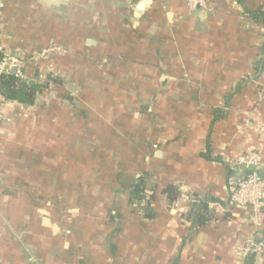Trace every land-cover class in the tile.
<instances>
[{"label": "crops", "instance_id": "crops-1", "mask_svg": "<svg viewBox=\"0 0 264 264\" xmlns=\"http://www.w3.org/2000/svg\"><path fill=\"white\" fill-rule=\"evenodd\" d=\"M2 2L0 44L43 90L33 105L0 97L13 119L0 126V264H264V208L253 228L225 187L242 154L258 152L264 173L253 130L264 125V0L193 12L184 0ZM52 46L62 50L38 56ZM24 125L40 169L65 174L45 205L8 194L17 175L3 152ZM142 175L152 201L136 208L128 190ZM167 185L182 195L172 207ZM184 197L204 203L205 225L181 216ZM251 238L262 253L241 261Z\"/></svg>", "mask_w": 264, "mask_h": 264}, {"label": "trees", "instance_id": "trees-1", "mask_svg": "<svg viewBox=\"0 0 264 264\" xmlns=\"http://www.w3.org/2000/svg\"><path fill=\"white\" fill-rule=\"evenodd\" d=\"M42 90L43 86L40 84L29 86L26 81L17 79L11 73L0 76V97L3 99L14 101L21 105H33L36 94ZM63 98L71 101V99L66 96H63ZM21 129L20 133L23 131L21 135L25 136L23 139L26 141L18 139L16 145H10L3 152V157L8 162L12 171L17 175V178L13 182V186L10 189L8 188V194L13 197L21 188V192L25 194L26 204H32L34 206H36L35 204L45 205L52 201V199H56L53 196L55 193L60 194L63 192V188L65 187V174H62L63 171L57 170L55 172L53 169L50 174L51 179H49L50 175H47L50 171L47 169H40L39 164L42 161L38 154L39 151L29 145L32 143L30 141L33 140V132L31 133V131L25 130H30V126L24 125ZM33 176L37 178V182L34 181ZM145 188V175L136 178L129 186L128 195L129 204L131 206L136 208H147L150 206L152 196H146ZM37 191H40L43 195H37ZM3 192L6 193L7 190H3ZM162 193L165 195L169 207H172L178 200L182 199L178 187L173 185H167ZM55 204L58 208L62 206V204L58 205L59 203H56V201ZM188 205L189 208L187 212L181 216L194 227L205 225L209 220V215L204 203L191 201Z\"/></svg>", "mask_w": 264, "mask_h": 264}, {"label": "built area", "instance_id": "built-area-1", "mask_svg": "<svg viewBox=\"0 0 264 264\" xmlns=\"http://www.w3.org/2000/svg\"><path fill=\"white\" fill-rule=\"evenodd\" d=\"M188 11L193 12L196 9L205 8L206 0H184ZM3 8V2L0 0V10ZM62 48L52 46L44 49L38 56L42 57L49 53L59 52ZM23 62L10 53L5 52L0 44V76L10 73L13 69V75L25 81L22 72ZM13 122L11 117L4 115L0 110V126L10 125ZM255 132L264 133V125L258 124L253 127ZM262 156L258 152H249L229 161L228 172L226 176V203L228 207L245 206L250 208V214L247 222L253 227L258 228L263 219L264 208V173L258 174L257 168L260 167ZM242 167L246 170L245 175L238 176L235 169ZM185 202H191L188 197L183 198ZM263 244L253 238L246 241L245 245L238 247L237 252L240 260H245L249 255L258 256L262 253Z\"/></svg>", "mask_w": 264, "mask_h": 264}, {"label": "water", "instance_id": "water-1", "mask_svg": "<svg viewBox=\"0 0 264 264\" xmlns=\"http://www.w3.org/2000/svg\"><path fill=\"white\" fill-rule=\"evenodd\" d=\"M10 73L13 74V73H14V70L12 69V70L10 71Z\"/></svg>", "mask_w": 264, "mask_h": 264}]
</instances>
